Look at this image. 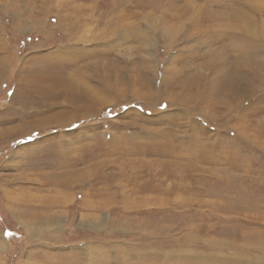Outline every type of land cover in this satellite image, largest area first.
Segmentation results:
<instances>
[{
	"label": "rangeland",
	"instance_id": "rangeland-1",
	"mask_svg": "<svg viewBox=\"0 0 264 264\" xmlns=\"http://www.w3.org/2000/svg\"><path fill=\"white\" fill-rule=\"evenodd\" d=\"M0 264H264V0H0Z\"/></svg>",
	"mask_w": 264,
	"mask_h": 264
},
{
	"label": "bare ground",
	"instance_id": "bare-ground-1",
	"mask_svg": "<svg viewBox=\"0 0 264 264\" xmlns=\"http://www.w3.org/2000/svg\"><path fill=\"white\" fill-rule=\"evenodd\" d=\"M198 14V13H197ZM180 15H184V14H180ZM193 15H196L193 13ZM197 18L196 20L193 22L194 24L198 25L196 28V30L200 33H207V31L212 32L213 27L209 26H204L201 24V20H203V17H201L200 15H196ZM195 16V17H196ZM192 17V16H191ZM195 18H193L192 20H194ZM224 19H227L226 17H224ZM231 24V23H230ZM202 25V26H201ZM236 25V24H235ZM234 25V26H235ZM237 25H239L237 23ZM233 26V25H232ZM230 28V27H229ZM227 29V28H226ZM248 32L244 33V34H240V36H238L236 33L231 32V31H221L223 32L222 34H226L223 36H226V38L228 39V47L233 50L232 55H230L231 57H234L232 60H229L227 57H223V60L219 63H223V67L221 68L219 66V64L216 66L215 68V75L213 78H217L219 77L220 82H212L210 83V86L208 87L209 90L208 91H201V90H196L195 87H193V89L191 90H187L188 88H190V85L187 84H181V89H186L184 94L186 95L183 96V99L185 101L193 103L195 102L197 110L198 111H204L206 112L208 115H211V111L214 108H204V104L209 105V107H212L211 105L215 104H222L225 107L228 106L227 108L230 110L233 108L232 106V97L229 95V91L230 88L231 90L234 89L233 86L236 87L237 81L238 83H240V80L242 82V78L244 77L247 81V79H251V81H249L250 83V88L253 87V89L256 86V84H253L254 78L259 77V75L256 73L255 71V67H256V63L259 64V62L256 60V54H257V44L254 41V37H253V32L251 33L250 30H252L251 27L248 28ZM234 30V29H233ZM228 32V33H227ZM213 54V53H212ZM216 54V53H215ZM224 54V53H222ZM221 55V53H220ZM219 55V56H220ZM229 56V57H230ZM211 57V56H209ZM211 61V60H210ZM257 61V62H256ZM209 63V62H207ZM206 63V66H209V64ZM255 63V64H254ZM205 64V63H204ZM263 64V63H262ZM202 67V65H200ZM205 66V65H204ZM203 66V67H204ZM253 66L252 69H250V67ZM260 66V65H259ZM249 67V68H248ZM205 68V67H204ZM259 68V67H257ZM173 71V70H172ZM248 71H251V75L249 74ZM177 72V71H176ZM238 72V74H237ZM180 72L178 71V74ZM199 73V72H198ZM181 74V73H180ZM179 74V75H180ZM194 74V73H193ZM192 74V75H193ZM262 76V75H261ZM178 77V76H177ZM181 77V76H180ZM199 76L197 75H193L192 77H189V79L187 78L188 81H198ZM258 79V78H257ZM184 81H186V79H183ZM201 82V79H199ZM222 81V82H221ZM230 81V82H229ZM187 82V81H186ZM248 82V81H247ZM192 83V82H191ZM144 84V83H143ZM165 84V83H164ZM163 84V85H164ZM200 84V83H199ZM107 85V84H106ZM110 86V84H108ZM147 85V84H146ZM163 87V86H162ZM114 89L115 87L111 86L110 89ZM153 89V88H152ZM137 90V89H136ZM173 92V91H172ZM180 92V91H179ZM135 93V91H134ZM138 94H143L141 90H139L138 92H136ZM165 93V92H164ZM235 93V92H233ZM79 94V93H78ZM81 94V93H80ZM83 94V93H82ZM168 94V93H167ZM180 94V93H177ZM85 95V94H84ZM83 95V97H84ZM135 95V94H134ZM137 95V94H136ZM172 95V94H171ZM181 95V94H180ZM208 96V97H207ZM217 96V97H216ZM220 96V97H219ZM77 97V95H76ZM213 98V99H210ZM93 98V97H92ZM178 98V97H177ZM173 99V98H172ZM84 100V99H83ZM81 103V102H80ZM186 105V104H185ZM192 105V104H191ZM194 105V104H193ZM191 109V108H189ZM251 109V108H249ZM209 110V111H207ZM247 111L249 112V110L247 109ZM246 111V112H247ZM248 115V114H247ZM241 118L243 120H246L245 115H241ZM248 124V123H246ZM247 126V125H246ZM243 127V126H242ZM252 128V127H251ZM160 132V131H159ZM159 134V133H158ZM161 134V133H160ZM163 135V134H162ZM196 135V134H195ZM161 136V135H159ZM198 136V134H197ZM196 136V138H198ZM176 137V136H175ZM164 138V136H163ZM166 139V138H165ZM181 141V140H180ZM164 152V151H163ZM169 153V152H168ZM200 161H202L205 164H212V163H216V159L212 158L209 156V154L203 155L202 157H200ZM235 161V160H234ZM234 165V164H233ZM236 165V164H235ZM206 166V165H205ZM206 169V168H205ZM210 169V168H209Z\"/></svg>",
	"mask_w": 264,
	"mask_h": 264
}]
</instances>
